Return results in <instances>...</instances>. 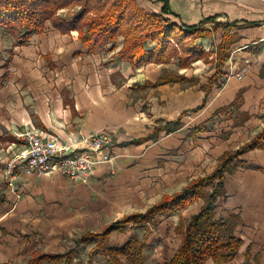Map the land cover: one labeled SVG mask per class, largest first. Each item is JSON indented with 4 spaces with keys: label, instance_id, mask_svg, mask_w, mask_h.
Instances as JSON below:
<instances>
[{
    "label": "crops",
    "instance_id": "obj_1",
    "mask_svg": "<svg viewBox=\"0 0 264 264\" xmlns=\"http://www.w3.org/2000/svg\"><path fill=\"white\" fill-rule=\"evenodd\" d=\"M215 2L222 4L212 12L213 6L208 3L210 11L206 10L200 0L139 1L145 9L156 13L167 3L178 15L175 19L189 26L198 24L209 15H218L217 21L223 19L222 22L235 23L232 32L240 35V38L231 47V55L223 64L222 83L215 84L208 95L207 105L199 111L190 110L202 104L205 93L201 86L208 84V78H204L201 68L205 66L207 69L209 66L202 60L183 68L179 65V57L175 56L169 62H150L133 67L117 57L116 51L120 46L115 50L100 49L89 53L77 31L61 34L51 22L46 24L43 34L33 35L30 43L24 46L16 45L15 39L0 25V77L8 72L7 79L0 87V150L23 149L21 134L24 132L54 135L59 143H80L86 136L105 128L113 135L111 149L118 156L129 147L135 155L141 156L145 149L156 146L168 160L188 157L191 163L196 160L202 167L214 162L215 169L226 151L239 148L264 127V1ZM197 43L208 49L207 45H212L214 39L200 38ZM6 52H9V56L5 55ZM7 62L9 65L5 68ZM165 72L178 73L190 79L198 78L199 84L191 86L176 82L158 87L144 86L147 80L156 82ZM214 72L215 68L212 67L206 76L210 77ZM238 75L242 77L239 79ZM240 91L243 98L240 107H229ZM224 107L227 109L219 112ZM185 110L193 115L186 114L177 130H161L159 135L155 134L156 126L176 121ZM187 118L191 119L193 126L207 122L206 132L192 137L190 129L193 126H188ZM225 131H230L229 136L223 138ZM146 136L148 139L145 141L129 143ZM118 143H123V147ZM81 147L82 143L74 146L75 149ZM135 155L133 160L119 157L117 162L137 167ZM242 159L247 165L226 174L225 196L218 198L214 209L218 219H227L231 215L240 217L235 233L242 244L237 255L222 264H264V148L247 151ZM159 162L162 164L165 159ZM106 166L97 165L86 182L88 184L73 181L60 172L41 175L21 173L13 187L8 183L11 188L6 186L5 190L1 189L0 196L4 195L6 201L0 206V263L16 264L19 259L30 260L36 252L65 253L73 248L74 245L65 252H47L36 247L33 237L41 235L46 241L53 235L62 239L69 231L71 233L79 217L68 212L59 218L57 214H62V210L58 206L64 203L66 209L68 199L76 201L73 193L86 185L91 187L90 182L93 184V180L102 176ZM4 173L0 168L2 180ZM35 195L36 199L33 198ZM204 203L203 199H199L178 213L160 215L156 225L150 224L144 228L147 232L142 240L148 245L144 252L146 264H164L174 255L181 242V235L176 230L181 217L190 219L200 212ZM161 216L173 217L178 221L171 231H167L178 237L177 245L167 259L160 258L162 253H158L153 243L148 242V236L159 226ZM128 228L131 229L129 226L126 231L115 232L110 238V245L126 243L128 240L114 245L111 239L116 233L127 232ZM86 231L98 232L90 229L75 232L81 237ZM93 249L92 254L96 251L95 247ZM119 264L137 263L121 258ZM206 264L216 262L209 259Z\"/></svg>",
    "mask_w": 264,
    "mask_h": 264
},
{
    "label": "trees",
    "instance_id": "obj_2",
    "mask_svg": "<svg viewBox=\"0 0 264 264\" xmlns=\"http://www.w3.org/2000/svg\"><path fill=\"white\" fill-rule=\"evenodd\" d=\"M70 8H73V11L61 13L62 10ZM175 17L178 15L167 3L156 13L145 9L137 0H0V25L15 39L16 45H27L33 35L43 34L46 24L51 22L61 34L77 31L89 53L100 49L115 50L120 46L116 51L117 57L133 67L150 62H169L177 56L180 67L187 68L192 62L211 54L203 45L198 44L197 40L212 37L213 33L222 30L223 35L215 52L216 72L208 79L207 85L201 86L205 93L202 104L190 110L199 111L207 105L208 95L222 77L223 64L230 57L231 47L239 40L240 35L232 32L235 23L217 22L218 15L206 16L198 24L190 26L180 23ZM208 23H213L212 29L207 27ZM8 65L7 62L5 68H8ZM7 77L8 72L0 77V87ZM176 82L192 86L199 84V79L165 72L156 82L147 80L144 86L158 87ZM236 98L229 107H240L243 101L242 91ZM226 109L227 107H224L219 112ZM187 112L188 110L183 111L176 121L156 126L155 134L159 135L161 130H177ZM190 131L191 136L196 137L198 133L206 132V125L202 123L193 126ZM146 139L148 136L129 143ZM258 148H264V127L240 148L226 151L210 174L194 178L176 193L162 195V199L145 212H133L106 225L98 232H84L75 240L74 247L65 253L36 252L26 264H72L81 256V250L91 243H95V250L101 251L108 264H119L121 258L137 264H146L144 252L148 245L144 240H138L133 234L126 243L111 246V236L117 231H126L129 226L136 230L139 227L147 228L150 224L156 225L158 216L178 213L199 199L205 201L200 212L190 219L181 217L176 227L177 234L181 235L180 246L164 264H206L209 259H214L216 264L228 262L237 255L242 244L235 233L240 224V217L231 215L227 219L216 218V201L225 196L226 174H232L239 167L247 165L242 156L247 151ZM5 201V196H0V206Z\"/></svg>",
    "mask_w": 264,
    "mask_h": 264
},
{
    "label": "rangeland",
    "instance_id": "obj_3",
    "mask_svg": "<svg viewBox=\"0 0 264 264\" xmlns=\"http://www.w3.org/2000/svg\"><path fill=\"white\" fill-rule=\"evenodd\" d=\"M137 1L139 3L140 0ZM200 1L203 2V7L205 6L206 10L209 11V4H211L213 6L212 12L217 11L216 9H218V7L222 4L215 2L216 0ZM247 1L254 2L255 0ZM214 6L217 7L214 8ZM71 9L73 8L62 10L61 13H69L73 11ZM219 21L222 22L223 19H219L217 22ZM207 27L212 29L213 23H208ZM222 32L223 31L221 30L219 32L213 33L212 39H214V43L209 46L207 45L208 49L205 48V50L211 52L209 56L202 59V61L206 65L208 64L207 66L210 67L205 69V66H203L201 68V73L205 76V79H209L211 77H207L206 75L210 72L212 67L215 68L216 72L217 66L215 52L216 47L219 44L218 41H220L223 35ZM8 54L9 52H6L5 55L9 56ZM222 80L223 77L217 81V85L221 84ZM186 114L188 116L193 115L188 112ZM187 120L189 121L188 126H193L194 123H190L191 119L187 118ZM229 132L230 131H225L223 138L227 137V135L229 136ZM124 141L128 140H123L122 142ZM119 144L121 147H123V143H118V145ZM21 145H23V143H21ZM2 146L3 145H1V147ZM19 149V147H16L13 151L7 148L0 150V168L3 170V173L6 170L7 163L11 159L15 158ZM134 153L135 152L129 147L127 148L126 152L120 156L114 154V161L112 163H106L107 166L105 167L106 170L104 174L99 176L96 180H93V184L90 182L91 187L86 185L82 187V189L77 193H73L76 201L73 199H68L67 203L69 206L66 209H64V203L60 202L61 205L58 206V209L62 210L60 211L62 214H57L58 217L63 218L68 212L74 213L79 217L77 221L78 224L75 225V229L71 233L69 231L67 235L62 237V239H59L56 235H53L49 238V240L44 241L43 236L35 235L33 238L36 239V247L47 252H65L68 248L74 245V239L78 237V234L75 232L76 230H78V232H83L84 229L98 231L103 225L113 222L116 218H119L124 214L131 213L133 211H144L148 206L159 201L163 194L178 191L187 183H190L194 176H204V174H210V171H212L215 167L214 162H211L210 166L207 167L198 165L196 160L192 161L191 163L188 160V157L183 158V160L179 158H169L168 160L163 157L165 155L164 153L160 154L161 151L156 146H153L150 149H145V151L142 153L143 155L141 156L135 155ZM134 155L137 156V167H132L130 164L121 165L119 162H117L119 157L133 160ZM162 159H165V162L161 164L159 161ZM6 186L10 187L4 173L3 180L0 179V190H5ZM15 192L18 194L17 189ZM36 197L37 196L35 195L33 198L36 199ZM160 221L161 222L159 226H157L153 233L148 236V242L151 244L153 243V247L159 250L157 251L158 253H162V257L160 258L167 259L172 252L171 250L177 245L178 239V237H175L173 234L171 235L167 231H171V228H173L174 224L178 221L176 218H169L167 216H161ZM146 232L147 230L144 228H138L136 231H132L128 228V231L125 233H116L111 239V243L114 245L115 243H124L130 238L132 234H135L139 240H142L144 239ZM161 237L163 238L162 240ZM94 247V243L86 245V247L81 251L82 255L77 258V261H73L72 264H87L91 261L93 264H108L100 250L94 251L93 254L91 253V250ZM166 248L168 250H165ZM151 251L155 250L152 249ZM27 260V258L23 260L19 259L16 264H25ZM43 264L50 263L44 262ZM52 264L59 263L52 262Z\"/></svg>",
    "mask_w": 264,
    "mask_h": 264
},
{
    "label": "built area",
    "instance_id": "obj_4",
    "mask_svg": "<svg viewBox=\"0 0 264 264\" xmlns=\"http://www.w3.org/2000/svg\"><path fill=\"white\" fill-rule=\"evenodd\" d=\"M242 76L238 75L240 79ZM24 147L7 163L5 178L13 187L21 173L26 175L60 172L77 182H87L97 165L112 163L113 135L100 129L82 139L80 143H59L54 135H41L36 131L21 134ZM82 143L81 149L74 146Z\"/></svg>",
    "mask_w": 264,
    "mask_h": 264
}]
</instances>
